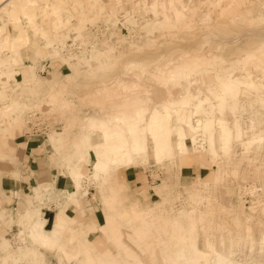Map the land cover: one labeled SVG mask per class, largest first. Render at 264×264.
<instances>
[{
	"label": "rangeland",
	"instance_id": "374dc122",
	"mask_svg": "<svg viewBox=\"0 0 264 264\" xmlns=\"http://www.w3.org/2000/svg\"><path fill=\"white\" fill-rule=\"evenodd\" d=\"M9 1L0 0V140L22 137L30 114L36 112L49 124L41 138L54 144L67 131L61 152L71 150L74 141L76 152L90 153L91 167L85 164L82 170L68 162V168L83 177L76 190L63 193L64 203L57 209L79 206L80 196L89 198L98 211L99 229L95 245L77 233V249L61 241L45 249L39 234V241L33 242L27 229L21 234L26 220L19 214L28 217L29 208L20 209L24 197L15 194V210L0 209V238L7 241L0 246V264H51L52 254L55 264H112L110 256L127 264L129 253L139 259L134 264H216L221 259L264 264V0ZM99 27L104 29L100 34ZM24 33L29 38L25 46L17 50L8 45L9 38ZM20 53L24 64L18 63ZM237 59L242 61L237 64ZM48 61L51 68L44 65ZM185 63L188 76L168 78V72ZM50 78L56 81L48 92L43 83ZM231 79L242 83L238 96L221 107V84ZM249 81L256 84L254 89L248 88ZM22 85L31 86L38 96L14 91ZM184 95H192L188 115L201 99L210 98L191 118L194 125L208 116L226 119L233 132L230 150L220 149L215 123L214 130L204 131V155H182L177 129H189L173 116L168 127L174 150L168 159L154 154L151 137L139 136L147 150L139 155L145 162L134 168L152 175L149 192L131 191L121 176L134 160L114 163L101 154L106 165L95 169V155L105 142L102 121L107 125L129 117L145 129L155 109L164 112L165 103ZM141 107L147 111L144 115H138ZM129 135L125 139L132 141ZM212 136L216 153L208 150ZM5 158L0 154V168L14 165ZM204 161L207 176L180 178L183 166L199 168ZM53 191L43 194L39 189L34 200L33 188L35 220L43 221L42 207L53 199ZM11 200L5 197L6 203ZM13 217L19 234L8 241L4 227ZM75 218L72 226L82 222L80 216ZM66 227H59L56 236L64 238Z\"/></svg>",
	"mask_w": 264,
	"mask_h": 264
},
{
	"label": "crops",
	"instance_id": "0c3cea01",
	"mask_svg": "<svg viewBox=\"0 0 264 264\" xmlns=\"http://www.w3.org/2000/svg\"><path fill=\"white\" fill-rule=\"evenodd\" d=\"M37 52L40 53L39 51ZM22 60L23 57L20 53V56L18 57V63H23ZM241 61L242 59H237L236 63L239 64ZM44 65L47 68H51V63L49 61L46 62ZM54 81H56L55 78H50L49 80H46V82L43 83V85L46 86L48 92H50L48 89L50 84ZM30 87L31 86L22 85L20 87H17L14 91L19 88L21 93L26 92L28 95L35 99V97L38 96V91L36 93H32L30 91L32 87ZM13 101L14 100H12L11 103ZM66 133L67 131H63V139L61 141L55 142L54 144L48 142V139L45 140L41 137H28L24 135L20 137L21 139L18 138L17 140H14V142L10 137H5L4 139L6 140H0V154L4 155L5 157H8L5 158L8 159V162L14 163L13 166H9V164H3V166L0 168V209L14 211L15 206L13 202L15 200V194L24 197L21 198L23 202L21 203L20 209L21 207H28V217L23 218L22 215L20 216V214L19 216L21 220H26L25 222L22 221L25 225L24 230H29L31 224L36 218V211L38 206H34L32 205V203H34L35 199L37 200L38 190H42L44 192L43 194H45L49 192L50 189L53 187V199L51 201L45 200L44 207H42L44 230H53L55 228L57 215L61 210H65L68 225L70 226L68 227L67 225L66 235L61 240V242L64 245H69L70 243L71 247L77 249L79 244L78 237L76 235L77 233L81 238L88 239L89 241H92L95 245V240L98 236L96 233L99 229V223L97 221L98 211L93 209L94 202L91 199L84 198L81 196L79 200V206L65 204L60 205L57 209L58 203H64L65 197L63 193H69L73 190L72 181L67 176H64L62 173L63 171H67L68 162H76L77 165H79L80 168L84 170L85 164H89L91 167L92 159L90 157L91 155L89 152L82 155L76 152L74 141L72 145L73 148H71V150L67 146V151L61 152V150L63 149L62 147H64V144L66 143ZM100 141H102V136ZM143 162L145 161L141 156H135L133 167H129L122 170L121 174L124 182L129 185L131 191L140 190L139 193H141L142 195L145 194L146 191L149 192L151 190L150 185H152L153 182L150 180L149 171H147V174L145 175L144 171H140L139 169L134 168L135 166L143 164ZM208 162L213 163L214 161L210 159V161ZM204 163L205 161L200 164L201 166L199 168H195V164H187L183 166L180 169V178L185 180H192L197 175L199 177L207 176V174L205 175V171L207 168ZM203 165L204 167H202ZM45 183L50 184L46 185ZM33 188L35 190L34 200ZM43 196L41 197V200ZM5 197L10 200L12 199L13 201L11 200V202L6 203ZM75 216H80L82 222L77 226H72L71 224L76 222ZM6 222L9 224L11 222V225L4 227L6 230L5 237L8 236V241H13L15 235L19 234L17 233L19 229L15 223V217ZM6 242V239L2 237L0 238V246H5ZM54 257L55 256L53 254L50 256L51 264H55Z\"/></svg>",
	"mask_w": 264,
	"mask_h": 264
},
{
	"label": "bare ground",
	"instance_id": "6f19581e",
	"mask_svg": "<svg viewBox=\"0 0 264 264\" xmlns=\"http://www.w3.org/2000/svg\"><path fill=\"white\" fill-rule=\"evenodd\" d=\"M6 2H7V0H6ZM15 2H16V0H10L8 4L15 5ZM18 4H19V2H18ZM15 7H16V9H14V10H17L18 6H15ZM25 14H27V13H25ZM26 35H27V33H24V36L22 37L19 34H17L14 38H9L8 39L9 40L8 45L12 46L14 49H17V50L20 49L23 45L25 46V44L28 43L29 38L26 37ZM21 37H22V39H21ZM24 41H26V42H24ZM3 44H4V42H0V45H3ZM188 68H189V65L187 63L182 64L179 67L174 68V69H172V71L168 72L167 76H169L168 78H171V79H179L181 77L184 78L185 75L188 76V74H189L187 72ZM240 84H242L241 81H238V80L236 81V80H232V79L221 84V90L220 91L222 92V94L220 95V99L218 101V103L221 105V107H224V105L228 101V98H232L233 100H235V98L238 96V93H239L238 89H239ZM247 84L249 86L248 88L254 89L256 87V84L253 81H249V83H247ZM209 91L211 92V94H213V92H214V90H212V89H209ZM191 98H192V95H184L182 97V99L179 100L178 102H174V103L167 102V103H165L164 112H161L158 109H155L151 113L149 120L147 121V127L145 129H143L142 127H139V126L137 127V123H132L131 121H129V117L117 118L115 123H113V124L110 123L107 125H105V121H102L100 124L102 126L104 125L103 127H106L104 134H103L105 142L99 145V147L102 149V152L101 153L97 152L95 155V157H96L95 163H94L95 169L96 170L98 168L100 169L101 168L100 166L106 165V164H103V162H102V157H101L102 155L101 154H104L105 158H107V160H110L109 162L112 161L114 163H119V162H122L124 160L129 161V162L133 161L135 156L140 155L143 150H147V144H145L139 138V136L144 135V134H147V136H149L153 139V141H154V145H153L154 146V148H153L154 154L158 153L157 155H159L161 158L167 157L166 159H168V157H171L173 155L174 147L171 144V142L169 141V139L171 138L170 136L172 133V129L170 127H168V125L171 122L173 116L177 118V121L181 122V124H184V126L189 129L188 132L186 129H184V127H179L177 129V136L179 137V139H178L179 141L177 143V149H178L179 153H181L182 155H189L190 152H192V153L193 152L194 153L199 152L202 155H204V153H206V151H207V143H206L207 139L203 138V137L207 138V135L204 133V131L212 128V125L215 123H217L218 127H219L220 136L218 135V137H220V139H219L220 149L222 151L223 150H225V151L230 150L233 132H232L231 128L228 126V121L226 119H223V118H219V117L218 118H214V117L211 118L208 116L206 120H198L197 121L198 124L194 125L193 120L195 117L191 118V115L196 114V112H198L200 110L203 111L205 109L204 105L206 103H208V101H210V98L207 96V97H205V99L204 98L201 99L199 101V105L197 106V109L191 111L188 115L186 113V109L190 106V104L193 101ZM235 106H237V105H236V102L234 101L233 105H231V107L234 108ZM137 111H138V115H144L147 112L142 107L139 108ZM173 113H174V115H173ZM138 115H136V116H138ZM133 118H135V117H133ZM130 119H132V118H130ZM143 119H142V121H143ZM92 123L94 124V119H93ZM106 123H107V121H106ZM203 124H204V126H203ZM217 124H215V125H217ZM92 129H94V128H92ZM241 129H240V127H238V135H241V133H243L241 131ZM174 130H173V133H174ZM211 132H212V130H211ZM127 134H130L133 137L132 141H130L129 139L128 140L125 139ZM200 134L202 136L201 138H199ZM210 137H209V139H210ZM118 142H119V144H117ZM216 145H217V141L214 138V136H212V138L210 139L209 145H208L209 146L208 150H212L213 152L216 153L217 152L216 151ZM154 156H156V155H154ZM197 158H198V155H197ZM63 173L65 176H67L72 181V183L74 185L73 188L76 190L79 186V183H80L79 180L83 177V174L77 170L72 169V168H68L67 171H63ZM149 174H150V172H149ZM97 175H98V173H97ZM150 176L152 178L151 174H150ZM141 211H138V212H141ZM65 213H66L65 210H61L59 212V214L57 215V218H56L55 228H54V230H51V231L41 230L44 226V221H41V219L34 220V222L31 224V227L29 228V230H27V233H28L29 237H31L32 242L35 239H36V241L39 239L38 234L40 235V243H41L42 247H45V249L46 248H52L54 245H56L57 241H61L63 238L57 237L56 233L58 232L57 231L58 228L62 227L63 224H64V226H65V224L68 225V220L66 218ZM144 213H145V211H144ZM66 230H67V227H66ZM24 231L25 230L23 229L21 231V234H23ZM146 237H148V236H146ZM142 238H144V237H142ZM263 239H264V237H263ZM125 248H127V247H125ZM217 253H218V251H217ZM127 255H126V257H127L126 259L129 258L127 264H134V262H136L138 259V257L135 256V253L134 254L129 253V255L128 256ZM109 256H110V254H109ZM111 258H112V264H119L113 258V256H110V259ZM181 259L185 260V258H183V257ZM138 261H139V259H138ZM21 263L30 264L29 262L28 263L27 262H21ZM21 263H17V264H21ZM188 263H189V261H188ZM7 264H14V263H7ZM136 264H140V263H136ZM141 264H142V262H141ZM216 264H233V263H231L230 261L226 262V260L221 259V260H218ZM254 264H256V263H254Z\"/></svg>",
	"mask_w": 264,
	"mask_h": 264
},
{
	"label": "built area",
	"instance_id": "2783aa9c",
	"mask_svg": "<svg viewBox=\"0 0 264 264\" xmlns=\"http://www.w3.org/2000/svg\"><path fill=\"white\" fill-rule=\"evenodd\" d=\"M101 30H96L98 34L104 31L103 28L99 27ZM68 48H73V45H69ZM27 129L24 132L25 136L28 137H46V132L49 129V124L46 119H43L39 113H31L27 121ZM42 137V138H43ZM26 264V263H21Z\"/></svg>",
	"mask_w": 264,
	"mask_h": 264
}]
</instances>
